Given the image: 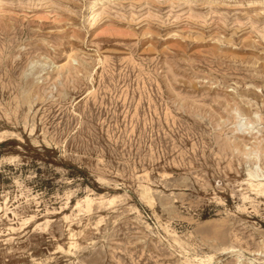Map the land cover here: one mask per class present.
<instances>
[{
  "label": "rangeland",
  "instance_id": "rangeland-1",
  "mask_svg": "<svg viewBox=\"0 0 264 264\" xmlns=\"http://www.w3.org/2000/svg\"><path fill=\"white\" fill-rule=\"evenodd\" d=\"M90 1L0 0V264H264V0Z\"/></svg>",
  "mask_w": 264,
  "mask_h": 264
},
{
  "label": "bare ground",
  "instance_id": "bare-ground-1",
  "mask_svg": "<svg viewBox=\"0 0 264 264\" xmlns=\"http://www.w3.org/2000/svg\"><path fill=\"white\" fill-rule=\"evenodd\" d=\"M107 0H92L90 1V5L88 7V10L90 9H94L95 7L97 6H100V5H103L106 2ZM95 20V19H94ZM24 95V94H23ZM26 95V93H25ZM30 95V94H29ZM29 95H26L24 97H26L25 99H29ZM258 172V171H257ZM261 176V175H260ZM264 176V175H263ZM262 176L263 179H259L258 176H257V173L256 172H249V182H248V185L249 187L251 188V190L253 192H255V194L257 196H261V197H264V177ZM94 201V199H93ZM84 203L90 207L91 204H92V200L88 197L87 199L84 200ZM83 203V204H84ZM101 203V202H100ZM115 203V201H114ZM82 204V203H81ZM109 203H107L108 205ZM113 203H111L112 205ZM80 205V204H79ZM115 205V204H114ZM82 207V206H81ZM85 207V206H84ZM93 209V208H92ZM87 211V210H86ZM90 212V211H89ZM102 219V218H101ZM228 224V223H227ZM178 243V242H176ZM180 243V242H179ZM207 262V261H206ZM209 262V261H208ZM205 263V262H204Z\"/></svg>",
  "mask_w": 264,
  "mask_h": 264
}]
</instances>
